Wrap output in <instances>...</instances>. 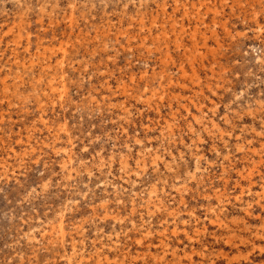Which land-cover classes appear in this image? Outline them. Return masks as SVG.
<instances>
[{"label":"rangeland","instance_id":"374dc122","mask_svg":"<svg viewBox=\"0 0 264 264\" xmlns=\"http://www.w3.org/2000/svg\"><path fill=\"white\" fill-rule=\"evenodd\" d=\"M0 264H264V0H0Z\"/></svg>","mask_w":264,"mask_h":264},{"label":"bare ground","instance_id":"6f19581e","mask_svg":"<svg viewBox=\"0 0 264 264\" xmlns=\"http://www.w3.org/2000/svg\"><path fill=\"white\" fill-rule=\"evenodd\" d=\"M189 11V10H188ZM188 11L186 10L185 11V13L186 14H188ZM196 11V10H195ZM198 16H197V15ZM185 15V14H184ZM195 16H196V18H195V20H196V25L194 26V28L192 29V31L190 32V35H191V37H192V42H193V44L195 45V46H197L198 45V43H199V39H197V35H198V32H201V34L204 36V38H203V40H204V44H206L207 45V40H208V32H210V34L212 35V36H216V35H218L217 34V31L214 29H210V30H201V27H200V25L201 24H204L205 22H206V20H205V18L201 15V11H199V9H198V12H195ZM193 19V18H192ZM142 21V20H141ZM172 26V31H173V33H174V39H173V41H175L179 46H181V45H185V43H184V39H183V33L185 34V33H187L189 30L188 29H186V27H185V24H183L182 25V28L180 29V30H178L177 28H176V24H172L171 25ZM163 29H165V28H163ZM159 39V48L162 46V44H167V45H169V43L171 42V37H169V32L168 31H166V30H164V32H162V35H161V37H159L158 38ZM186 46V45H185ZM185 54H188L187 53V50H186V52H185ZM213 54H214V50H213ZM202 63V62H201ZM32 66V65H31ZM201 66H203V64L201 65ZM205 67V66H204ZM182 69V71L184 72V73H186V71L184 70V68L182 67L181 68ZM61 75V74H60ZM196 75H198V74H196ZM199 76V75H198ZM196 77V76H195ZM198 79V78H197ZM200 79V78H199ZM172 80V79H171ZM59 89V88H58ZM147 100V99H146ZM6 112V111H5ZM173 115V114H172ZM255 151V150H254ZM254 153H256V151L254 152ZM53 228V227H52ZM51 228V229H52Z\"/></svg>","mask_w":264,"mask_h":264}]
</instances>
